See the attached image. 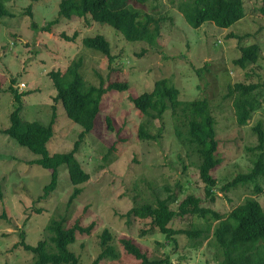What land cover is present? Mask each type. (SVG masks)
<instances>
[{
	"label": "rangeland",
	"instance_id": "1",
	"mask_svg": "<svg viewBox=\"0 0 264 264\" xmlns=\"http://www.w3.org/2000/svg\"><path fill=\"white\" fill-rule=\"evenodd\" d=\"M59 1H6L5 7L12 15L0 18V264H34V254L22 244L35 245L44 239L49 220L60 218L66 226L74 222L82 226L94 224L89 235L78 233L69 245L78 264H90L100 253L99 238L104 229L111 235L109 244L115 255L98 264H140V260L124 250L122 238L132 240L150 260L219 264L221 258L212 239L192 248L186 234L178 233L167 239L151 225L149 218L127 212L134 205L168 195L173 210L188 195L199 197L202 206L222 214L249 200H256L264 210L262 177L257 181L262 188L260 192L249 182L221 189L237 173L251 167L258 153L249 149L257 144L251 126L261 120L264 127V0H242L244 16L227 28L210 21L192 27L173 5L181 0L133 4L134 9L162 22L161 34L154 45L127 41L111 26L90 17L87 24L84 18L66 20L58 16ZM57 18L58 22L48 31H36L31 26L32 21L43 26ZM96 34L110 43L113 55L110 63L107 56L82 43L83 37ZM251 44L258 45L256 61L243 67L235 64L240 48ZM79 59V73L86 82L98 85L102 80L105 86L125 82L127 86L123 90H106L91 131L78 145L75 157L89 174L85 183L77 185L80 193L69 200L75 186L62 164L57 168L55 189L39 198L51 180L50 170L31 163L41 155L2 132L9 125L14 103V92L9 87L23 94L18 112L22 120L48 125L53 119V134L46 144L48 153L68 151L81 127L65 115L60 103L52 100L55 90L47 74L50 70L64 71ZM160 78L169 79L179 90L180 99L205 98L210 105L221 158L210 170L216 181L213 201L205 197L196 167L198 159L187 155L173 133L169 112L154 121L151 133L161 127L155 140L136 139L143 116L129 98L150 91ZM236 83H255L260 92V103L245 125L236 122L232 103ZM106 117L110 119L111 131L106 128ZM203 224V219L186 214L174 217L168 225L178 231L204 230Z\"/></svg>",
	"mask_w": 264,
	"mask_h": 264
},
{
	"label": "trees",
	"instance_id": "2",
	"mask_svg": "<svg viewBox=\"0 0 264 264\" xmlns=\"http://www.w3.org/2000/svg\"><path fill=\"white\" fill-rule=\"evenodd\" d=\"M6 1L10 0H0V18L12 15L5 7ZM145 1L60 0L57 13L66 20L84 18L85 24L89 19L87 17H90L95 22L111 26L127 41H143L154 45L161 34L162 22L156 16L133 7V4H143ZM173 5L194 28L206 21L227 28L244 16L242 0H181ZM27 12L31 14L29 8ZM57 22L58 18L40 26L32 21L31 26L36 31H48ZM75 35L76 32L70 38L73 39ZM82 43L85 47L107 56L109 63L112 61L110 43L102 35L85 36ZM257 55V44L243 46L240 48V56L234 60V63L243 67L247 62L256 61ZM80 65L81 59L73 61L64 71L50 70L47 74L55 90L52 100L60 103L65 115L81 127L72 147L65 152L52 155L48 153L46 144L53 134V119L48 125L22 120L18 112L23 94H17L15 89L9 87L14 92V103L9 114V125L2 132L19 145L41 155L31 163L50 170L51 180L44 186L43 194L39 198L46 197L55 189L57 168L62 164L67 169L71 184L75 186L69 200L72 201L80 193L81 188L77 185L85 183L89 179V174L75 157L78 145L91 131L106 90H123L127 86L125 82H110L105 86L102 80L98 85L88 83L79 73ZM14 82L12 80V84ZM257 88L255 83L234 84L235 97L232 103L236 110L237 124L245 125L260 103L258 99L260 92H257ZM129 100L143 116L137 127V140H155L161 127H157L156 132L151 133L150 129L154 121L161 120L165 112L170 113L173 133L187 155L198 159L196 167L199 179L204 184L205 197L213 201L216 181L210 170L220 163L221 158L217 153L218 140L215 138L213 127L215 118L207 99L182 100L179 97V90L169 79L160 78L154 81L150 91L135 97L131 96ZM105 124L107 130L111 131L112 126L108 117L105 119ZM251 133L256 137L257 144L249 149L258 151L251 167L245 172L237 173L229 182L221 186L222 190L249 182L255 184L256 192L261 191V186L257 184L258 177L264 178V127L261 120H257L251 126ZM1 196L0 187V198ZM171 202L169 195L161 199L156 198L154 202L134 205L127 215L149 218L151 225L167 239L178 233L186 234L190 241L189 246L192 248H197L205 240L212 239V244L221 258L219 264H264V210L256 200L238 204L225 214L202 206L201 199L195 195L186 196L176 210L169 207ZM186 214L203 219L205 229L176 231L168 225L174 217ZM93 228V222L85 226L77 222L66 226L63 218L51 219L45 226L47 236L44 239L38 240L35 245L23 243L22 246L34 254V264H78V258L69 249V245L76 240L78 233L89 235ZM196 228L197 226H194V229ZM99 239L102 250L90 264H98L103 258L115 255L109 244L111 235L108 230L104 229ZM120 242L127 253L140 260V264H175L166 258L150 260L147 254L128 238H122Z\"/></svg>",
	"mask_w": 264,
	"mask_h": 264
}]
</instances>
